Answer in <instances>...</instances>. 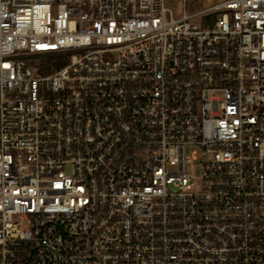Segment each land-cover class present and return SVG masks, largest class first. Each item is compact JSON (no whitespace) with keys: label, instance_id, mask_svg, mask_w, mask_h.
Here are the masks:
<instances>
[{"label":"built area","instance_id":"1","mask_svg":"<svg viewBox=\"0 0 264 264\" xmlns=\"http://www.w3.org/2000/svg\"><path fill=\"white\" fill-rule=\"evenodd\" d=\"M0 264H264V0H0Z\"/></svg>","mask_w":264,"mask_h":264},{"label":"rangeland","instance_id":"2","mask_svg":"<svg viewBox=\"0 0 264 264\" xmlns=\"http://www.w3.org/2000/svg\"><path fill=\"white\" fill-rule=\"evenodd\" d=\"M222 0H166L167 5L176 13L180 14L183 11H193L196 9H205ZM196 149L192 146H186L184 149L187 161L184 165V171L192 176V189H197L200 183L201 175V158L195 160L192 158V151Z\"/></svg>","mask_w":264,"mask_h":264}]
</instances>
